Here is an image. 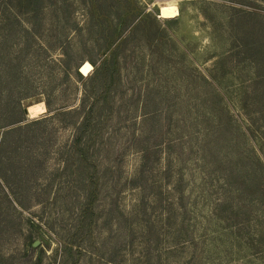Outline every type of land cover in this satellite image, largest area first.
Returning a JSON list of instances; mask_svg holds the SVG:
<instances>
[{
    "label": "rangeland",
    "instance_id": "rangeland-1",
    "mask_svg": "<svg viewBox=\"0 0 264 264\" xmlns=\"http://www.w3.org/2000/svg\"><path fill=\"white\" fill-rule=\"evenodd\" d=\"M0 264H264V0H0Z\"/></svg>",
    "mask_w": 264,
    "mask_h": 264
},
{
    "label": "bare ground",
    "instance_id": "bare-ground-1",
    "mask_svg": "<svg viewBox=\"0 0 264 264\" xmlns=\"http://www.w3.org/2000/svg\"><path fill=\"white\" fill-rule=\"evenodd\" d=\"M159 18L161 19H174L179 16V10L176 5H170L168 3L162 4L159 7ZM92 70V66L89 62H85L80 67V73L84 76H87ZM28 118H35L38 114L44 111V108L39 105H30L27 107Z\"/></svg>",
    "mask_w": 264,
    "mask_h": 264
},
{
    "label": "water",
    "instance_id": "water-1",
    "mask_svg": "<svg viewBox=\"0 0 264 264\" xmlns=\"http://www.w3.org/2000/svg\"><path fill=\"white\" fill-rule=\"evenodd\" d=\"M24 112H25L26 116H28V110H27V108L24 110Z\"/></svg>",
    "mask_w": 264,
    "mask_h": 264
}]
</instances>
